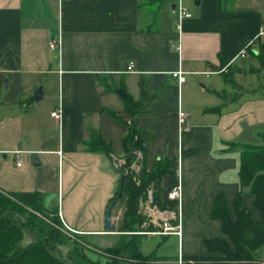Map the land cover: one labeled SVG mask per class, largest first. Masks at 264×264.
Segmentation results:
<instances>
[{
    "label": "crops",
    "instance_id": "crops-1",
    "mask_svg": "<svg viewBox=\"0 0 264 264\" xmlns=\"http://www.w3.org/2000/svg\"><path fill=\"white\" fill-rule=\"evenodd\" d=\"M177 1L0 0V188L41 191L69 229L93 244L112 245L123 208L116 203V228L108 229L107 211L121 182L115 160L124 159L125 136L134 126L150 168L159 158L173 160L158 204L150 202L159 209L156 218L177 222L180 213L183 220L181 239L142 232L159 242L143 249L156 259L142 264H180V257L182 264H218L219 252L206 243L226 236L214 202L222 193L235 218L241 189V149L225 147L264 140V97L227 98L234 86L223 73L264 70V0H183L193 15L181 27ZM54 38L59 50L50 46ZM248 42V53L259 60L249 69L239 54ZM179 69L182 83L173 73ZM38 87L43 95L35 100ZM59 106L57 118L52 111ZM179 107L189 113L182 126ZM95 131L111 145L112 157L89 148ZM179 179L181 204L168 195ZM255 199L246 189L242 205L259 219ZM141 210L148 218V205ZM167 238L174 241L172 256L165 253ZM60 247L62 254L71 250L67 243Z\"/></svg>",
    "mask_w": 264,
    "mask_h": 264
},
{
    "label": "trees",
    "instance_id": "trees-1",
    "mask_svg": "<svg viewBox=\"0 0 264 264\" xmlns=\"http://www.w3.org/2000/svg\"><path fill=\"white\" fill-rule=\"evenodd\" d=\"M261 66L264 68V52L259 55ZM239 70V69H237ZM241 70H243L241 68ZM249 70H259L250 68ZM226 81L237 87L235 71L228 70L223 73ZM128 107V106H127ZM130 109L134 111L132 107ZM126 154L125 162L118 164L121 176L124 175L123 190L119 195L120 187L111 202L117 200L123 207L117 230L120 234H127L126 240L118 244L106 245L105 250L113 256L107 264H121L114 254L126 246L135 254L143 258L148 255L142 253V239L136 240L131 246L132 237L137 233L138 225H142L147 215L141 210V202L149 197L150 190L155 192V201L158 204L161 193V179L164 174L173 171L171 158H159L152 168L148 164V151L137 128L132 126L131 131L125 136ZM91 150H103L109 156H113V149L103 135L95 131L88 142ZM240 147L239 177L241 189L235 199L236 217H232L225 196L217 195L213 215L221 220L225 237H213L206 239L207 245L214 251L224 254L218 264H246L255 257L256 249L264 244V140L260 144L230 141L227 149ZM142 152L139 157L138 152ZM117 157L115 161H118ZM138 163L140 169L135 170L132 165ZM255 194V204L261 212L259 219L253 218L250 211L242 205V195L245 190ZM10 212H15L28 217L19 221ZM63 221L58 207L49 208L44 203V194L39 190L34 191H6L0 188V264H76L63 259L61 245L66 244L68 237L62 230ZM28 227L39 233L36 240L27 246L21 247L20 242L24 237V228ZM146 227H154V224L146 223ZM139 229V228H138ZM134 232V233H133ZM44 236V237H43ZM50 238V240H46ZM143 236V235H142ZM136 237V236H134ZM235 243L232 249L227 239ZM51 243L52 245H48ZM121 244V247H119ZM85 248V247H84ZM72 250V249H71ZM70 250V252L72 251ZM83 252L81 249H79ZM58 252V254H57ZM69 252V253H70ZM199 260L211 259L210 256H200ZM147 260L141 262L144 263ZM84 262V261H82Z\"/></svg>",
    "mask_w": 264,
    "mask_h": 264
},
{
    "label": "rangeland",
    "instance_id": "rangeland-1",
    "mask_svg": "<svg viewBox=\"0 0 264 264\" xmlns=\"http://www.w3.org/2000/svg\"><path fill=\"white\" fill-rule=\"evenodd\" d=\"M261 40L264 42V33L261 36ZM241 65L249 69L253 65L254 66L259 65V60L257 56H255L254 52L250 51L245 56L241 55ZM233 71H235V74H236L235 76L237 78V87H232L231 90L225 93V96L227 98L237 97L240 94H241V97L243 98L252 97V96L264 97V70L263 71L262 70L260 71L259 70L258 71L257 70H246V71L241 70L240 71V70L235 69ZM237 74H239L238 77H237ZM116 210H118V208H116ZM122 210H121V213H122ZM10 213L14 216V218L18 219L19 221L23 220V218L24 219L28 218L24 214L23 216H21L19 214H16L15 212H10ZM146 223H147V219L144 220L142 225H138L137 227L139 229L137 228L135 231L137 233H142V230L144 231V230H148V228L149 229L155 228V225L152 228L146 227ZM62 230L64 231V234L68 237L67 244H70V248L72 250L75 249L73 251L71 250L72 252L70 253L68 252V253L61 255L63 259L67 260L68 258V261L70 263L74 262L76 264H107L109 260L111 259V257L113 256L109 251L105 250L104 245L93 244V242L88 240L83 234L67 228V226L64 223L62 226ZM38 236H39V233L37 231H34L28 227H25L24 237L20 242V246L21 247L27 246L30 242L36 240ZM127 237H128L127 234L125 235L120 234L115 243L118 244L120 241L126 240ZM108 238H110L109 235H107V239ZM45 239L50 240V238H47L46 236H45ZM141 239H142V253L143 254H145L143 249L148 251V250H151L154 247V245L155 246L159 245L158 241L149 240V238H147V235L134 234L132 237L133 242L131 243V246L133 245V248H134V245L136 244V240L139 241ZM227 240L231 248L234 249L235 243L229 238ZM99 242H103V241H99ZM163 242L164 243L167 242L166 248H168V250L165 251V253H167L166 255L172 256V251L174 250L173 249L174 241L171 238L170 240L169 238H167V239H164ZM48 245H52V244L48 243ZM124 246L125 247L123 249H119L114 254L115 258L119 260L121 264H141L143 260L156 259L155 257L156 255L154 254L148 255L147 258H143L142 257L143 255L141 256L140 254H138L137 256V254H135L133 250H129L130 244L129 246H126V245ZM119 247H121V244ZM79 249H81L83 252H81ZM157 255H159V253ZM223 256L224 254L222 252H219V256L217 257L216 262L220 263V260L224 259ZM233 263L239 264L238 262H233ZM245 263L246 264H264V244H262L256 249L255 257L252 260H249L248 262H245Z\"/></svg>",
    "mask_w": 264,
    "mask_h": 264
},
{
    "label": "built area",
    "instance_id": "built-area-1",
    "mask_svg": "<svg viewBox=\"0 0 264 264\" xmlns=\"http://www.w3.org/2000/svg\"><path fill=\"white\" fill-rule=\"evenodd\" d=\"M176 10H177V14H178V25L179 27H181V23L183 21V19H185L186 17H190L193 15L192 10H190L185 4L183 0H178L176 3ZM50 46L53 49H57L59 50L60 48V39L59 38H54L50 41ZM250 46V42H248L245 46H243L240 50V53L242 56H245L248 53V49ZM174 75L177 76L179 83H182L185 80V74L184 71L179 69V70H175ZM52 115L60 118V106L56 109H54L52 111ZM189 113L179 107L178 110V118H179V123L180 125H184L187 121V117H188ZM60 153L62 152L61 150L59 151ZM139 157H142V152L139 151L138 152ZM122 162H125V159H119L118 161H116V165L118 166V164H121ZM22 162L18 161V165H21ZM132 167L135 170H139L140 169V165L138 163H133ZM178 173L180 175L181 173V167L180 165L178 166ZM168 195L171 198H177L180 201H182V197H183V186L182 183L179 179V182L172 187L169 191H168ZM152 201V196L151 194H149V197L147 199H145L144 201L141 202L142 207L148 205L149 210H148V218H147V222L150 224H154L155 226H158L160 228L157 229H149L148 230H144L142 232L144 233H163V234H175L178 235V237L181 239L182 234H183V220H182V215L179 213L178 217H177V222H171V219H164L163 221H158V218H156V215L159 213V209H156L155 207L150 206V202ZM180 210V208H179ZM67 228H70L69 226ZM183 258L180 257L179 258V263L182 264ZM199 264H204V263H199Z\"/></svg>",
    "mask_w": 264,
    "mask_h": 264
},
{
    "label": "water",
    "instance_id": "water-1",
    "mask_svg": "<svg viewBox=\"0 0 264 264\" xmlns=\"http://www.w3.org/2000/svg\"><path fill=\"white\" fill-rule=\"evenodd\" d=\"M118 92L122 96H124L126 94V92L123 88L118 89ZM42 95H43V89H42V87H38V89L34 93L35 100H39ZM124 178H125V176L122 175L121 176V182H120V192H119L120 196H121L122 190H123ZM152 199H153V204H154L155 203V192L154 191L152 193ZM116 203H117V200L112 201V203L109 206L108 211H107L106 226L110 230H115V228H116V224L113 222V216H112L113 208L115 207Z\"/></svg>",
    "mask_w": 264,
    "mask_h": 264
}]
</instances>
